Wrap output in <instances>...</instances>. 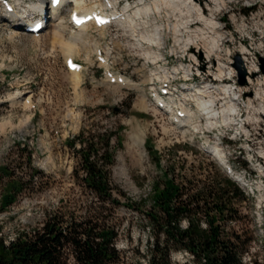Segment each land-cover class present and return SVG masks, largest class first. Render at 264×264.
I'll use <instances>...</instances> for the list:
<instances>
[{
	"label": "rangeland",
	"instance_id": "1",
	"mask_svg": "<svg viewBox=\"0 0 264 264\" xmlns=\"http://www.w3.org/2000/svg\"><path fill=\"white\" fill-rule=\"evenodd\" d=\"M22 1L25 8L35 0ZM87 1L95 3L98 0ZM136 2L138 0H135V4ZM198 3L204 8L207 6L204 0ZM223 3L225 8L216 17L221 20L220 26L226 36L217 39V51L221 60L232 68L233 76L229 78H218L215 71L202 75V67L195 66L192 57L182 55V51L174 55L167 52L168 47L174 45L170 32L155 38L166 43L165 48L162 45L161 49L156 46L149 49L161 54L160 59H166L159 69L150 63L143 64L142 55L135 53L130 46L123 47L122 40L126 41L121 34L123 27L108 28L105 36L92 29L88 30L86 37L89 42L85 44L86 48L78 47L81 52L76 47L75 58L66 52L64 45L59 47L56 45L59 42H53L50 27L39 37V41L31 33L24 32V23L36 17V14L28 12L29 14H25L27 18L15 28L10 26L9 20L5 21L4 26L8 29L0 34V166L9 163L16 176L25 179H29L34 170L41 172L16 202L6 207L5 211H0L1 235L7 242L21 232L35 230L42 224L45 213L59 212L64 220H78L86 214V206L92 198L73 176V170L79 171L80 161L76 150L80 146L76 143L75 150H72L67 143L80 133L87 136L112 131L119 136L120 145L115 147L116 140L113 137L111 145L115 147V156L109 175L113 187L119 191L115 193L118 204L104 214L118 232L115 247L121 253L123 264L146 261L144 254L153 238L151 225L146 217L151 206L152 185L167 167H174L177 181L190 188L221 182L227 176L224 167L210 153L203 151L218 142V148H221L232 172L244 181L237 185L248 194L247 200L237 204V218L232 222H221L228 229L246 235L249 239L242 263L264 264V94L261 89L249 85L245 80L246 65H242L240 69L233 65L240 48L246 47L250 59L258 65V72L253 77H264L259 62L260 57L264 58V0H223ZM85 4L87 7L92 5L88 2ZM151 5L153 6L152 2L148 7L151 8ZM250 5H253L251 10ZM63 9L68 20L69 12L67 8ZM244 10L250 11L245 14ZM164 11L162 9L159 17L151 13L149 18L154 16L157 26L174 23L175 17L171 15L166 21ZM231 14L235 22L230 18ZM258 14L263 23L256 24L252 19ZM243 20L246 23L240 28L238 25ZM68 26L71 29L69 23ZM197 26L199 25L194 27ZM12 30H17L18 33L14 41H9L7 34ZM114 33H117V38L113 36ZM183 35L187 37L192 33ZM207 35L214 36L209 31ZM104 40L113 43L110 59L114 68L124 71L136 83L139 81L146 89H153L154 85L171 84L168 101L172 107L182 106L194 114L191 121L186 123L185 131L172 126L167 115L156 109L142 91L138 92L136 88L130 89L126 85L121 87L104 84L96 63L91 64L88 74L82 71L80 73L79 70L75 72L76 69H66V62L73 58L86 65L85 61L93 48L102 45ZM195 42L202 43L201 40ZM183 46L184 44L177 45L179 48H184ZM180 59L194 69L193 76L183 79L182 74H179L167 80L162 79L164 71L169 73L174 66L180 64ZM211 61L210 66L214 67L215 60ZM133 80L131 81L134 82ZM186 82L191 83L192 88L205 84L220 88L230 82L233 90L241 95L242 102L249 99L253 104L248 109L240 104V117L231 115L229 124L225 125L220 117L207 119L198 112L197 101H194L196 92L193 89L186 90ZM209 95L214 98L226 97L221 94L220 89L213 90ZM237 121L245 122L246 131L240 128V124L235 125ZM192 125L200 130L196 131ZM205 137L211 144L205 141ZM159 160L160 165L156 164ZM5 181L4 179L3 183ZM1 185L0 183V193ZM181 226H185L184 221ZM187 258L186 253L174 251L171 262L181 264Z\"/></svg>",
	"mask_w": 264,
	"mask_h": 264
},
{
	"label": "trees",
	"instance_id": "2",
	"mask_svg": "<svg viewBox=\"0 0 264 264\" xmlns=\"http://www.w3.org/2000/svg\"><path fill=\"white\" fill-rule=\"evenodd\" d=\"M113 137L115 147H120L119 136L112 131L80 133L67 143L72 150L76 143L80 146L76 150L79 171L73 170V176L92 198L86 214L78 220H64L59 212L45 213L40 226L9 242L0 226V264H123L115 247L118 232L104 214L118 204L115 193L119 191L109 175L115 156ZM161 174L152 185L151 206L146 212L153 238L144 254L146 261L134 264H178L171 262L174 251L187 254L181 264H244L249 239L222 223L237 218V204L248 199L244 189L227 176L201 188L185 187L177 181L172 166ZM36 175L41 172L34 170L25 179L16 176L9 163L0 166L1 212L28 190Z\"/></svg>",
	"mask_w": 264,
	"mask_h": 264
},
{
	"label": "bare ground",
	"instance_id": "3",
	"mask_svg": "<svg viewBox=\"0 0 264 264\" xmlns=\"http://www.w3.org/2000/svg\"><path fill=\"white\" fill-rule=\"evenodd\" d=\"M6 1L12 7L13 12L6 11L2 5L3 2L0 1V34L3 33L6 29H8V28H6V26H4L6 20H9V22H11L10 26H12V28L19 27L18 23L20 21H22L24 18H27L25 16V14H27L28 12L34 13L37 16L33 17V19H30V20L28 19L27 22L24 23V25L30 26V25L36 24V22L39 19L38 18L39 17V11L40 10H49L50 9V3H51V0H48L47 4H45V0H35L34 2L29 3L24 8L22 0H6ZM98 1L100 3L103 1L104 2L107 1L108 7L106 6V8L105 7L104 8H105V10L106 9L108 10V13L118 14V15L122 16L121 21H116L118 23V27L124 28L122 31V35L128 36L129 46H131L134 49L135 53L138 52L142 55V57L144 59L143 64L146 65L147 63L148 64L150 63L151 65H156V67H158L159 69L162 68L161 63L163 61H166V59H164V58L160 59L162 57V56H160L161 54L160 55L156 54L154 51H152V50L150 51L149 49L152 48L153 46H156L157 49L158 48L161 49L162 45H163V48H165L166 43H161L160 40H158V39L155 40V38H160V36H162L164 33L167 34V32H170L173 36L174 45L169 46L167 52H170L172 55H174V54H178L179 52L182 51L181 52L182 55L187 54L188 57H190V58L192 57V59L194 60L195 66H201L202 67L203 71L200 72L202 75H209L211 72L215 71L218 78H223V77L229 78V77L233 76L232 68L230 69V66H227L225 64L226 62L224 63L221 60L222 57H220V53L217 51V49H218L217 39L218 38L222 39V37L226 36L224 29L221 28V26H220L221 20L216 17L218 12L220 10L224 9L226 6L223 3V0H204V2L206 3L205 5H207L206 8L199 5L198 2L200 0H151L150 2H145L144 0H138V2H136V4H135V0L133 2H132V0H120L121 9H113L112 8V5H115V0H98ZM98 1H95V3ZM246 1L250 2L253 0H246ZM63 2H64V0H60V2L58 4V7L60 8V10H59L60 12L53 10V12H52L53 16L51 19H49L45 22V27L42 28L37 34L31 33V35L36 41L37 40L39 41V37L41 35H43L47 31V29L50 27L51 31H52V33H50V34H51L52 39L54 40L53 42H59L58 44H56L58 46L61 44L64 45L66 52L69 55H74L77 52L76 47L77 48L78 47L84 48L85 44H87L89 42V40L87 39L86 36L88 35L87 31L89 30L90 25L87 26L86 24H82L78 28V30L76 29V31L72 30V28L70 29L68 26V22H67L70 17H68V20H67L65 18V15L63 14L62 9H61L62 8L61 5ZM151 2L153 4V6L151 5V8H150L148 6H149V4H151ZM85 3H86L85 0H77L76 8L79 10H82L83 12L90 11V9H92V6L87 7ZM130 7H131V9H130ZM162 9H165L164 18L166 19V21H168L167 17L169 15H171V17L172 16L175 17L174 23H172V24L169 23L167 25L165 24L164 26L159 24V26H157L156 23L154 22V16L152 19L149 18L151 13H153L154 15L155 14L158 15L161 13ZM206 10H208V12H206ZM177 13H178V15H176ZM158 17H159V15H158ZM162 17H160V18L162 19ZM126 18H127V20H126ZM230 18L233 20V22L236 21L234 19L233 14L230 15ZM252 19L254 21H256V24L259 22H262L261 21L262 20L261 15H259V14L257 16H254ZM245 23H246V21L243 20L240 22V24L238 26L240 28H242L245 25ZM197 24L199 26L194 27ZM200 26H202V27H200ZM112 27H113V24L111 26L100 28L97 30H98L99 34L101 33V35L103 34V36H105V33H104L105 29L109 28V30H110V28H112ZM133 29H135V34H136L135 37L138 36L137 37L138 38V44L137 45L135 44V39L132 38L131 35H129V32H131ZM141 29H142V31H141ZM138 30H140L139 33H138ZM208 31L213 33L214 36L213 37L208 36L207 35ZM142 32H144V33H142ZM17 33H18L17 30L10 31L9 34H7L8 35L7 39L9 41H14L15 37L17 36ZM184 33L185 34L186 33H189V34L192 33V35L191 36L187 35V37H185L183 35ZM113 36L115 38H117L116 33H114ZM47 37H48V34H47ZM195 40H201L202 43H200V42L197 43V42H195ZM51 42H52V40H51ZM139 42H141L142 44ZM178 44H184V46H183L184 48L177 47ZM93 45H95V44L93 43ZM97 47H99V46L96 45L93 48L94 49L93 51H96ZM79 48H78V52H81V50L79 51ZM113 49H114V47L112 48V51H113ZM50 50L52 51L53 49L51 48ZM78 54H80V53H78ZM248 54H249V51L246 47L240 48L239 56H240L242 65H246V69H247V74H246L245 80H247V83L249 85H255L258 88V90L261 89V92L264 94V77H261V78L253 77L254 74L258 72V65L255 64V62L250 59ZM74 57H75V55H74ZM212 59L215 60L214 67L210 66L212 63V61H211ZM134 62L137 63V61H134ZM136 63H134L135 64L134 66H137ZM148 66H150V65H148ZM193 70L194 69L191 66L185 65L184 61L182 62V60L180 59V64L178 66H174V68L171 71H168L169 73H167L166 70L164 71V73H163L164 75L162 76V79L167 80V79L173 78L174 76H177L179 74H182L183 79L184 78L189 79V78H191V76H193V74H192ZM77 71L78 70H75V72H77ZM80 73H81V71H80ZM77 77H79V75ZM152 79H154V78H152ZM124 84L126 86H128L129 88H131V87L137 88L138 87V84L132 82L130 80V78H127L125 80ZM226 84L227 85L221 86L220 88H218L217 86L214 87L211 84H207V85L205 84L203 86L194 87V88H192L191 83L186 82L184 85H185L186 90L193 89L196 92V95L194 96L195 97L194 101L195 102L197 101L198 112H200L201 115H204L207 119H218L220 117V118H222L223 124L228 125L231 115H235L236 117H240V114H239L241 111V110H239L240 104H242V105L244 104L243 106L245 107V109H248L252 106L253 102L249 99L245 102H242L241 101V95H239L236 91L233 90L234 89L233 85L230 84V82L226 83ZM117 85L122 86L120 84H117ZM76 88H77V86H76ZM114 88H115V86H114ZM210 89L212 91L213 90L215 91L216 89H218V90L220 89L221 94L226 96V97L220 98L218 96V98L217 97L214 98V97L209 95L210 92H212V91H210ZM206 97H208V99H206ZM169 104H170V106L172 105L170 102H169ZM180 108H183V107L181 106ZM183 111L186 112V117L183 120H180L178 122V124L175 125L176 127L180 128L182 130L185 129L186 123L188 124V121H191L190 119L194 116V114L192 112L188 111V109H185ZM173 119H174V116H172V121H173ZM225 122H228V123H225ZM3 123H5V122H3ZM6 124H8V123H6ZM239 124L241 125L240 128L243 131H246L245 122H243V121L235 122V125H239ZM192 126L194 127V129L196 131L200 130V128H198L197 126H194V125H192ZM218 143L208 147L209 150L208 149L207 150L209 151V153L213 157H215L216 160L223 162V161H225V157H223L221 150L218 148L219 147ZM233 175L236 176L235 173H233ZM236 177H237L236 180L240 184H241V181H242V183H244L243 179H241L240 176H236ZM260 186L262 187V185H260Z\"/></svg>",
	"mask_w": 264,
	"mask_h": 264
},
{
	"label": "built area",
	"instance_id": "4",
	"mask_svg": "<svg viewBox=\"0 0 264 264\" xmlns=\"http://www.w3.org/2000/svg\"><path fill=\"white\" fill-rule=\"evenodd\" d=\"M134 0H132V2H133ZM112 8L113 9H121V6H120V0H115V5H112ZM113 27H118V23L117 22H114V24H113ZM124 29V28H123ZM123 31V30H122ZM117 34V33H116ZM122 34V33H121ZM117 37H118V35H116ZM125 36V35H124ZM125 38H126V41L125 40H122L123 42H124V45H123V47H129V38H128V36H125ZM110 44V46H111V48H113V43L112 42H110V41H108V45ZM131 47V46H130ZM132 48V47H131ZM138 53V52H137ZM138 77V76H137ZM205 141H207V142H210V140L207 138V137H205ZM210 144H211V142H210ZM263 152V151H262ZM262 152H260V154H262Z\"/></svg>",
	"mask_w": 264,
	"mask_h": 264
},
{
	"label": "water",
	"instance_id": "5",
	"mask_svg": "<svg viewBox=\"0 0 264 264\" xmlns=\"http://www.w3.org/2000/svg\"><path fill=\"white\" fill-rule=\"evenodd\" d=\"M259 62H260V64H261V68H262V70L264 71V58L260 57V58H259ZM233 65H234L235 67L239 68V69L242 67V62H241V59H240V56H239V55H236V56L234 57V63H233ZM242 74H244V73H242ZM243 76H244V75H243Z\"/></svg>",
	"mask_w": 264,
	"mask_h": 264
}]
</instances>
